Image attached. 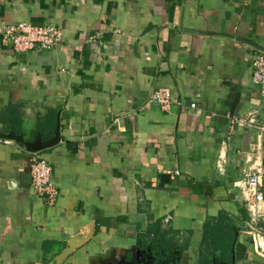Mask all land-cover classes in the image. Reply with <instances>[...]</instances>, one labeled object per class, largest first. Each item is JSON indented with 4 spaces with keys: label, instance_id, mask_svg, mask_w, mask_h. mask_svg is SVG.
Wrapping results in <instances>:
<instances>
[{
    "label": "crops",
    "instance_id": "crops-1",
    "mask_svg": "<svg viewBox=\"0 0 264 264\" xmlns=\"http://www.w3.org/2000/svg\"><path fill=\"white\" fill-rule=\"evenodd\" d=\"M19 23L64 39L0 40V264H54L76 237L62 264H264L235 186L264 171V0H0V26ZM164 87L182 103L169 113L151 101Z\"/></svg>",
    "mask_w": 264,
    "mask_h": 264
},
{
    "label": "built area",
    "instance_id": "built-area-1",
    "mask_svg": "<svg viewBox=\"0 0 264 264\" xmlns=\"http://www.w3.org/2000/svg\"><path fill=\"white\" fill-rule=\"evenodd\" d=\"M63 39L62 29L55 25L40 27L31 23H19L0 26L2 45L11 48L15 53L47 52L58 49ZM251 66L253 84L260 89L261 96L264 98V52L258 51L253 55ZM151 101L166 113L171 112L175 105H182L181 102H176L172 90L166 87L157 89ZM188 107L191 110L197 108L196 104ZM256 117L257 112H254L249 123L255 122ZM9 143L7 140H0V145ZM261 149L262 143L260 142L257 152ZM30 164L33 190L48 206H54L59 199L60 191L53 184V167L46 160L39 158H34ZM235 186L244 195L248 223L252 227L259 252L264 254V231L262 229V224H264V171L257 169L247 173L245 178Z\"/></svg>",
    "mask_w": 264,
    "mask_h": 264
},
{
    "label": "water",
    "instance_id": "water-1",
    "mask_svg": "<svg viewBox=\"0 0 264 264\" xmlns=\"http://www.w3.org/2000/svg\"><path fill=\"white\" fill-rule=\"evenodd\" d=\"M2 139L15 140L18 142V144L20 146H22L23 148H26V146L23 143L22 138H20L16 135L4 136V137H2ZM59 141H60V134L58 132V134L55 136V138H53L50 142H47L44 145H42L36 149H31L30 151H32V152L42 151L44 149L56 146L59 143ZM84 243H85L84 237L83 238L82 237L73 238L71 241H69L67 243L66 247L64 248L62 253L57 257L54 264H62L68 257H70L74 253V251L76 250V248L78 246H80Z\"/></svg>",
    "mask_w": 264,
    "mask_h": 264
}]
</instances>
